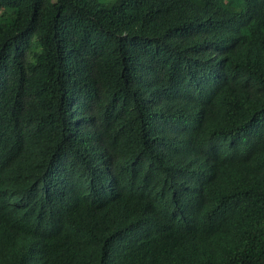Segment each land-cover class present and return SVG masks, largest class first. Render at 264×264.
<instances>
[{"label": "trees", "instance_id": "trees-1", "mask_svg": "<svg viewBox=\"0 0 264 264\" xmlns=\"http://www.w3.org/2000/svg\"><path fill=\"white\" fill-rule=\"evenodd\" d=\"M0 264H264V0H0Z\"/></svg>", "mask_w": 264, "mask_h": 264}]
</instances>
